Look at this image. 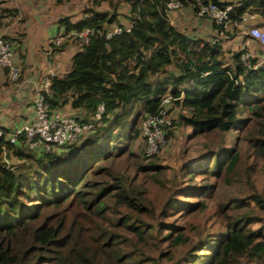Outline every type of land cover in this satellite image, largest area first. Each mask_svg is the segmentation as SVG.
<instances>
[{
    "label": "trees",
    "instance_id": "16d2710c",
    "mask_svg": "<svg viewBox=\"0 0 264 264\" xmlns=\"http://www.w3.org/2000/svg\"><path fill=\"white\" fill-rule=\"evenodd\" d=\"M94 1L98 7L103 0ZM169 1L107 0L108 12L89 9L74 24L68 19L60 22L66 34L85 29L99 34L91 36L87 45L72 41L78 49L71 70L63 77H51L48 104L52 110L70 108L78 122L93 128L75 143L50 152H32L22 139L19 145L0 139V153L20 161L8 164L0 158V264L141 263L123 251L115 231L125 229L143 243L145 234L138 220L130 223L129 215H124L113 226L96 223L99 227L90 234L78 219L111 223L105 204L110 195L117 200L112 213L118 206L143 211L141 191L132 188L124 176L114 177L105 187L92 184L89 178L101 171L96 169L99 163L128 151L139 139L140 118L156 116L166 97L171 98L169 111L178 107L186 113L178 122L192 128L195 136L244 129L243 140L264 161V64L258 66L257 59H251L247 67L238 52L231 53L228 65L220 44L189 38L170 24ZM179 1L181 9L189 8L195 15L198 3L231 6L230 26L245 15L264 18V0H241L234 5L220 0ZM121 4L129 7L128 30L118 22ZM114 27L122 32L107 40L105 34ZM213 29L220 34L225 31L215 24ZM100 106L103 113L94 121ZM245 113L248 118L240 119ZM241 157L239 151L223 150L214 155L213 163L206 159L191 165L186 169L189 186L179 195L185 200H172L170 207L187 214L203 207L201 199L212 190L210 177L222 173L223 181L234 182ZM143 168L159 170L152 164ZM246 168L254 171L253 166ZM197 179L201 181L196 183ZM250 197L259 203L255 195ZM246 202L238 201L237 207ZM255 221L248 215L230 218L222 231L200 239L177 264H240L244 258L264 259V234L249 229ZM165 230L174 247L190 241L177 228Z\"/></svg>",
    "mask_w": 264,
    "mask_h": 264
},
{
    "label": "rangeland",
    "instance_id": "374dc122",
    "mask_svg": "<svg viewBox=\"0 0 264 264\" xmlns=\"http://www.w3.org/2000/svg\"><path fill=\"white\" fill-rule=\"evenodd\" d=\"M94 2V0H76L77 5H74L72 13H76V16L80 17L83 12L89 9L102 13L109 11L107 0H103L98 7L94 6ZM224 2L234 5L238 0H224ZM128 8L127 5L121 4L118 9V22L124 28L129 27L127 21ZM180 10L171 12V20L173 21L171 23L177 25L184 32H188L189 35L190 33L194 34L193 28H195V33L203 37H196L198 40L210 44L220 43L223 50V59L227 62L230 63L231 53L248 50L252 53L254 59H257L258 64L264 63V45L252 42L248 37L250 29H264V18L261 16L256 14V18L242 28L233 25L227 26L224 32L229 33L228 36L224 32L222 35H218V32H211V36L205 37L207 31L204 30L205 33L201 30L197 31L198 27L194 24L196 20L191 16L192 13L187 14V11ZM198 19L203 23L205 21L209 22L208 18ZM7 39L10 40L9 37ZM70 46L75 50L78 49V44H73L72 41L68 42L67 48ZM7 84L11 91L18 88L10 85L9 82ZM26 101L28 100L25 99V103H27ZM62 112L66 116L72 114L69 110ZM169 114L168 120L171 121V133L168 144L163 150L149 159L144 156L145 134L143 124L145 118L142 117L137 124V129L140 131L139 139L129 146L125 154L117 155L99 163L96 169H101V171L89 178V182L92 184L105 187L107 184L113 183L114 177L124 176L128 183L131 182L132 188L141 191L140 202L143 211L118 206V211L112 213L117 200L113 195H110L105 199V204L110 208V213L107 214L106 219L111 220L109 221L111 223L102 221L101 224L99 219H89V217L88 219H82L81 217L78 219L84 222L85 227L89 228L88 233L91 234V229L99 227L96 223L104 227L113 226L115 220L122 218L124 215H129L130 223L138 220L137 226L143 229L145 234L143 243H138L137 239L125 229H115V231L118 233L123 251L130 253L136 260H141L140 264H177L182 262L200 239L207 235L218 234L230 218H241L247 215L255 218L256 221L249 226V229L264 234V161L256 157L250 149L249 143L243 140L244 129L209 136H195L192 128L185 127L178 122L179 117L186 114L184 111L174 107ZM247 118L248 114L246 113L240 116V119ZM16 123L18 122L14 124ZM5 130L10 129L5 128ZM223 150L239 151L243 157H241V165L234 178L235 181L226 183L221 177L222 173L219 177H210L209 183L212 190L201 199L203 207L195 210L192 214L180 212L179 209L170 207L169 203L172 200H185L179 195L182 190L189 186L187 168L196 162H204L206 159L209 164L213 163L214 155ZM204 155H208L207 158ZM10 160V164L20 163L19 160L14 158H9ZM149 164L157 166L159 170L140 169ZM249 166H253L254 171L246 170V167ZM211 169H213V165H211ZM199 181L201 179H197L196 183H199ZM252 195L257 197L259 203L250 199ZM245 199H247L246 205L239 204L240 206L237 207L238 201ZM168 227L177 228L178 232L189 237V243L174 247L173 243L166 239L167 231L165 229ZM240 264H264V259L253 261L244 258L240 261Z\"/></svg>",
    "mask_w": 264,
    "mask_h": 264
},
{
    "label": "crops",
    "instance_id": "0c3cea01",
    "mask_svg": "<svg viewBox=\"0 0 264 264\" xmlns=\"http://www.w3.org/2000/svg\"><path fill=\"white\" fill-rule=\"evenodd\" d=\"M220 1L224 2V0ZM240 1L238 0V2ZM74 5H77L76 0H63L60 3L57 0H0V37H9L15 41V63L21 68L23 75L31 81L38 83L43 77H63L70 72L71 59L77 50L71 46L58 50L51 45V41L64 33V27L60 23L63 19H68L70 23L74 24L85 17L86 11L80 17L76 16V13H72ZM182 10L187 11V14L192 13L190 15L196 20L194 24L198 27L197 31L201 30L203 33H205L204 30L207 31L205 37L209 36L211 32H217L213 29V23L210 20L203 23L191 9L182 8L180 11ZM171 15L172 13L169 14V21L173 23ZM253 19H248L239 27L242 28ZM172 23L171 25L189 38H203L202 35L195 33V28H193L194 34L190 33L189 35L188 32H184ZM225 63L231 66V62L226 61ZM7 81L6 70L0 68V127L11 130L13 126L32 118V99L35 87L29 83L11 91ZM25 99L28 100L27 103H25ZM65 110H69L75 115V112L68 107L59 111L63 113L62 111ZM15 122L18 123L14 124ZM0 158L3 162L10 164L9 158L14 157L3 151L0 153Z\"/></svg>",
    "mask_w": 264,
    "mask_h": 264
},
{
    "label": "built area",
    "instance_id": "2783aa9c",
    "mask_svg": "<svg viewBox=\"0 0 264 264\" xmlns=\"http://www.w3.org/2000/svg\"><path fill=\"white\" fill-rule=\"evenodd\" d=\"M181 7L179 0H170L168 3L169 12L177 11ZM231 10V6L219 8L212 4L205 6L198 3L197 16L199 18H208L213 24L226 28L230 25ZM254 17L245 15L234 26H241L248 19H253ZM128 29L126 28V30ZM121 32L120 27H114L105 34V38L108 40ZM94 34H99V32L85 29L79 33H63L53 38L51 45L58 48L63 44L74 41V39H78L79 42L87 45L89 38ZM248 37L252 41L264 45V29H250ZM15 55L16 43L11 39L0 37V68L6 70L9 84L22 87L32 83L35 87L34 98L32 99L33 116L31 119L13 126L11 130L7 131L0 127V139H5L12 145H19L20 139H22L26 148L32 152H50L65 145L75 143L87 135L93 128L91 124H81L73 115L66 116L60 111L50 108L48 98L50 96L51 77L53 76L43 77L38 83L31 81L23 75L21 68L16 65ZM241 59L247 67H250L249 62L254 57L248 50H243ZM170 102L171 98L166 97L160 105L159 113L156 116H148L144 120V156L148 159L152 158L157 152L159 153L168 144L167 130L171 126V121L168 120L170 117L168 108ZM102 113L103 107L100 106L94 121H98Z\"/></svg>",
    "mask_w": 264,
    "mask_h": 264
}]
</instances>
